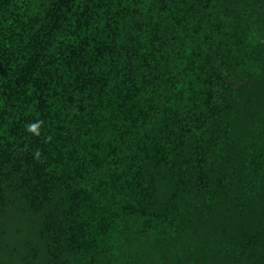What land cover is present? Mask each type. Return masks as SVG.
Returning a JSON list of instances; mask_svg holds the SVG:
<instances>
[{"label": "trees", "instance_id": "obj_1", "mask_svg": "<svg viewBox=\"0 0 264 264\" xmlns=\"http://www.w3.org/2000/svg\"><path fill=\"white\" fill-rule=\"evenodd\" d=\"M0 264H264V0H0Z\"/></svg>", "mask_w": 264, "mask_h": 264}, {"label": "clouds", "instance_id": "obj_2", "mask_svg": "<svg viewBox=\"0 0 264 264\" xmlns=\"http://www.w3.org/2000/svg\"><path fill=\"white\" fill-rule=\"evenodd\" d=\"M38 125H31L29 130L32 132H37Z\"/></svg>", "mask_w": 264, "mask_h": 264}]
</instances>
